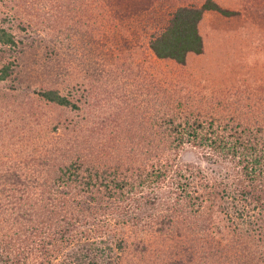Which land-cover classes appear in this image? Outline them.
Returning <instances> with one entry per match:
<instances>
[{
    "label": "rangeland",
    "instance_id": "obj_1",
    "mask_svg": "<svg viewBox=\"0 0 264 264\" xmlns=\"http://www.w3.org/2000/svg\"><path fill=\"white\" fill-rule=\"evenodd\" d=\"M205 1L85 0L67 24L49 17L54 0H0V28L16 42L0 44V76L8 68L0 77V218L23 216L22 202L35 201L34 192L24 198V184L64 178L73 192L75 178L94 172L108 184L75 192L60 214L28 226L34 255L21 237L27 230L17 236L1 218L0 264H264V207L238 197V166L208 148L172 142L163 126L169 118L184 123L178 102L195 112L231 101L232 112L250 105L264 118V0H213L239 15L205 13L204 54L184 66L144 49L174 11ZM123 37L134 39L133 52H124L131 56L120 51ZM149 79L158 95L142 91ZM49 90L78 109L44 101ZM146 97L162 103V116L142 113ZM106 165L119 179L102 173ZM165 165V179L113 189L125 185L123 177L136 179L138 167Z\"/></svg>",
    "mask_w": 264,
    "mask_h": 264
},
{
    "label": "trees",
    "instance_id": "obj_2",
    "mask_svg": "<svg viewBox=\"0 0 264 264\" xmlns=\"http://www.w3.org/2000/svg\"><path fill=\"white\" fill-rule=\"evenodd\" d=\"M4 1L6 0H2V2ZM54 1L58 4L56 7L57 11L56 14H50L49 17L67 24L69 20L71 21L76 15L78 16L79 12L82 13V11H80L82 9L79 8V2L81 5L85 2V0ZM207 12H217L229 18L239 15L238 12L223 8L213 0H206L199 8H178L174 13L169 15L168 20L166 19L163 23L161 31L150 35L148 41L145 43V51L150 52L157 60L171 61L180 66H184L188 57L192 55L201 56L204 54L205 41L200 34L199 24L204 14ZM49 17L48 19H50ZM132 41H134L133 38L127 39L123 37V42L118 44L121 48L120 51H122L124 55H126L127 52H133L132 50L135 47L134 44H130L133 47L132 49L129 47V43ZM0 44L4 46H15V37L5 29L0 28ZM126 56L131 55L128 54ZM7 71V67L2 69V75L0 76L1 80L7 77ZM158 87L159 86L149 79V81L142 86V91L144 92L145 90V92H150L151 97L152 95H158L157 91L160 90ZM40 96L49 104H55L60 107H70L74 110L78 109L75 104L70 102L66 97L60 95L57 91H44L41 92ZM262 101L264 102V100ZM230 102L231 101L223 100L210 103L207 102L208 107H205V111H198L195 109V112L186 109L184 103L178 102L176 106H178L184 114V123L176 122L173 118H169L164 122L162 120L163 126L167 130L168 136H173L172 142H186L194 146L208 148L221 155L222 160L229 159L230 162L237 165V169L239 170V178L236 184V187H239L238 197L245 199L246 202H248L249 200L247 199L250 198L252 202L255 201L258 204L262 203L263 205H261V207H264V203L262 199H260L262 196L259 197L260 193L264 194V118H261L260 114V116L258 115L257 110H252L250 105H245L241 108L237 107V111L232 112L230 109ZM140 103H142V106H138V108L142 107V113L147 117L149 116L148 118L151 119L153 115L154 117L163 115L164 109L162 103L154 102L148 97L142 98ZM246 109L248 112H244ZM215 159L216 158L210 159L212 164L216 162ZM99 161L105 160L100 156ZM165 166H167L165 169L159 168L158 170H145L138 167L136 179L133 180L123 177L125 185L114 182L113 189L124 191L127 186H130L131 190V186L136 185V187H144L145 185L154 184L161 180V178L165 179V177H167L170 166ZM106 167L107 165L105 168ZM116 169L117 168H115V170ZM108 170H110V168H106L102 173L105 175H109V173L113 176L116 175L118 179L121 176V174H118L116 171ZM129 171H131V169ZM64 174H69L71 177L74 176V174L69 171ZM78 174L79 173H77V175ZM96 174V172H94V174L90 173V178L85 180L75 178L73 182L74 193L68 190L69 184L67 183L69 180H64V178L51 181L50 184L34 183L32 186L24 184V189L26 190L23 193L24 198H27L28 193L34 192L37 195L35 201L33 203L28 202V199L22 202L21 206L23 207L22 210L25 215L8 214L6 218H4L5 216L1 218L7 219V223L9 221V224L15 225L14 230L17 236L20 234L22 235V233L27 230L21 237L26 243V246H30L28 248L30 255H34L38 253V251L31 244V235L29 232L33 230V228L29 229L28 226L32 225L37 220H42L44 214L48 216H52L54 213L60 214L61 212L59 211L63 210L62 205L73 204L77 199L75 196L79 195L78 193L81 190L92 193L96 192L97 188H104V190L107 191L108 184L105 183L107 177H101V182L99 183V180H96ZM92 175H94L95 178ZM101 175L102 174H100L99 177ZM181 176L182 175H179V177ZM127 179H131L130 183L132 184L127 185ZM203 187L209 189L206 183L203 184ZM63 190L67 192L63 194ZM132 193L133 192L129 191V194ZM182 193H188V191ZM178 196H181V192L180 195L178 193ZM37 200L38 202L36 203ZM69 221L73 222L75 220L72 218ZM1 223L2 222H0V225ZM61 223L62 225L60 228L68 230V228H63V224L66 226L64 221H61ZM1 227L2 225L0 226V230L2 229ZM119 249L122 250V252L125 250L124 243L119 245Z\"/></svg>",
    "mask_w": 264,
    "mask_h": 264
}]
</instances>
